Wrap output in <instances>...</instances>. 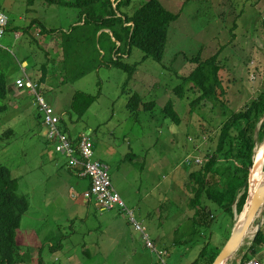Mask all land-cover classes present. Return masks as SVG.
<instances>
[{
  "label": "rangeland",
  "instance_id": "obj_1",
  "mask_svg": "<svg viewBox=\"0 0 264 264\" xmlns=\"http://www.w3.org/2000/svg\"><path fill=\"white\" fill-rule=\"evenodd\" d=\"M58 1L70 5L0 0L10 20L1 45L9 46L15 61L22 54L29 60L36 56L29 74L35 69L39 77L55 83L54 92L49 86L40 90L43 97L52 102L72 138L91 133L96 160L109 167L114 188L141 229L124 211L105 212L95 202H86L90 180L73 171L68 158L48 142L35 96L18 101L17 109L10 97L9 112L0 116V165L19 180V193L30 204L18 232L20 254L30 250L28 264H40L41 257L44 264H194L203 251L210 258L219 256L247 209L238 214L235 205L231 219L212 205L211 229L193 231L195 211L189 207L193 194L188 185L190 173L202 166L195 160L205 164L207 154L217 148L226 118L209 103L192 111L198 93L187 91L180 99L174 90L196 67L194 58L206 60L220 52L229 112L244 110L255 100L264 90V0H159L179 15L171 26L163 63L145 60V54L134 49L125 59L127 64H139L131 79L127 72L110 67L106 58L102 66L74 83L61 62L50 60L40 47L32 26L40 20L39 32L46 27L57 31L58 38L70 30L81 11L73 5L77 0ZM144 3L133 0L120 12L133 16ZM16 31L21 33L19 41ZM51 56L56 58L52 52ZM11 63L9 90L12 78L21 74L17 63ZM79 91L101 94L84 117L73 111ZM135 94L155 107L147 111L140 107L132 114L128 105ZM169 102L179 113V124L164 111ZM9 130L15 134L5 135ZM261 227L264 231V224ZM248 241L232 264L243 261L254 240Z\"/></svg>",
  "mask_w": 264,
  "mask_h": 264
},
{
  "label": "trees",
  "instance_id": "obj_2",
  "mask_svg": "<svg viewBox=\"0 0 264 264\" xmlns=\"http://www.w3.org/2000/svg\"><path fill=\"white\" fill-rule=\"evenodd\" d=\"M30 1L34 3V0ZM47 1L52 5H70L58 0ZM132 1L77 0L73 4L80 8L84 25L68 33L63 31L60 35L63 56L61 65L73 83L102 66L106 58L110 59V67L127 72L131 79L139 64H127L125 59L132 55L134 49L141 50L145 60L153 59L163 63L170 29L179 20V15L166 9L159 0H145L133 16L122 14L120 7L131 5ZM0 13H3L1 4ZM45 33L50 35L57 31L46 29ZM9 53L0 47V116L10 110L11 61L17 63ZM219 57L220 52L206 60L200 56L194 58L196 67L182 78L181 85L174 90V95L180 99H185L187 91L198 93V98L192 102V111L209 103L213 111L221 109L226 118L219 130L217 148L207 154V162L200 168L197 166V170L189 176L188 189L193 194L189 207L195 211L193 231H196V227L211 229L215 221L212 205L231 219L235 216V205L238 214L244 211L249 197L247 184L254 168L256 146L264 142V90L244 110L229 112L224 101L226 91L221 78ZM100 95L77 92L73 111L79 117H84ZM140 107L147 111L154 108L155 104L144 103L143 98L135 94L128 109L136 115ZM164 111L177 124L181 122L173 102H169ZM61 124H64L63 119ZM14 134L13 130H9L5 135ZM19 190V180L13 177L9 168L0 165V264L30 262V250L28 254L21 255L17 244L23 217L30 209L29 200ZM263 249L264 231L261 230L244 252L243 258L251 259ZM217 257L210 258L203 251L194 264H213ZM40 264H44L42 257Z\"/></svg>",
  "mask_w": 264,
  "mask_h": 264
},
{
  "label": "built area",
  "instance_id": "obj_3",
  "mask_svg": "<svg viewBox=\"0 0 264 264\" xmlns=\"http://www.w3.org/2000/svg\"><path fill=\"white\" fill-rule=\"evenodd\" d=\"M10 20L5 13H0V47L3 38L7 33ZM16 87L27 90L35 96L36 107L42 116L45 135L48 142L54 145L58 154L65 156L70 161V166L80 177L88 178L91 181V188L85 194L87 203L95 202L102 211H124L130 222L138 229L140 224L135 219L134 213L130 211L123 201L119 192L114 188L109 167L95 158V145L91 133L83 134L73 139L62 127L61 117L51 107L36 83L24 73L23 77L16 80ZM205 160L197 159V165H204ZM191 164V162H189ZM239 264H264V259L252 257L244 259Z\"/></svg>",
  "mask_w": 264,
  "mask_h": 264
},
{
  "label": "crops",
  "instance_id": "obj_4",
  "mask_svg": "<svg viewBox=\"0 0 264 264\" xmlns=\"http://www.w3.org/2000/svg\"><path fill=\"white\" fill-rule=\"evenodd\" d=\"M46 4H45V6L46 5H52V4H50L47 0H46ZM34 4V3H33ZM33 4H31V6L33 5ZM84 19H82V17H81V15H80V13H79V19H78V21H73V25H72V27H71V29L70 30H68L67 32H65V33H68V32H70L73 28H75V27H82L83 25H84ZM43 25V23H42V21H40V20H36L34 23H32V26L34 27V28H36L37 29V33H38V37H37V42H38V44L40 45V47L44 50V51H46L47 52V54L49 55V59L50 60H53V59H56V60H58L59 61V63L60 62H62V60H63V56H62V45H61V39H60V36H59V38L56 36L57 34H50V35H47L46 33H45V30L47 29V30H52V29H48V28H46V27H43V31L41 32H39V30H38V28H41V26ZM8 32H9V30H8ZM20 37H21V33L20 32H18V31H16V41H19L20 40ZM2 49H4V50H6V51H8V52H10L11 53V51L9 50V46H3L2 47ZM51 52L53 53V54H56V58H53L52 56H51ZM29 55H25V54H22V56H20L19 55V59H16V62H17V64H18V68L19 69H21V74L19 75V76H16L15 78H12V82L10 83V97H12L13 98V103H15V106H16V103L18 104V101H22V100H26V98H28V96H32L30 93H29V91H27V90H21V89H19V88H17L16 87V80H18V79H20V78H22L23 77V75H24V73H26V75L30 78V80L32 81V82H34V83H36L37 85H38V87H39V90H41L43 87H45V86H49L47 89L48 90H50V92L51 91H53L54 92V88H52V86H54L55 85V83L51 80V79H49L48 77H44L43 78V76H41V77H39L38 75H37V72H36V70L35 69H33V71H32V73L35 75H33V74H29V71H28V69L32 66V67H35L36 66V61L35 60H37L36 59V56L35 57H31V59L29 60ZM32 77H35V79L33 80V78ZM47 78V79H46ZM45 82V83H44ZM41 92V91H40ZM44 95V94H43ZM45 96V95H44ZM47 100V99H46ZM11 102V103H12ZM49 102V103H48ZM47 103L52 107L53 105H52V102L50 101V100H48L47 101ZM11 107H12V105H11ZM13 108V107H12ZM54 108V107H53ZM14 109H17V106L14 108ZM55 110V109H54ZM56 111V110H55ZM57 113V112H56ZM39 119H40V122H41V125H43V120H42V116L39 114ZM62 119V118H61ZM90 133V132H89ZM69 135H70V133H68ZM83 134H85V133H82V134H79V135H77L75 138H73V139H77V138H79V137H81ZM90 188H91V181H90V183H89V185H88V188H87V191L86 192H88L89 190H90ZM262 256L263 257V259H264V249H263V251H261L260 253H259V256Z\"/></svg>",
  "mask_w": 264,
  "mask_h": 264
},
{
  "label": "water",
  "instance_id": "obj_5",
  "mask_svg": "<svg viewBox=\"0 0 264 264\" xmlns=\"http://www.w3.org/2000/svg\"><path fill=\"white\" fill-rule=\"evenodd\" d=\"M257 167H258V165L254 161V169H256ZM254 169H253V171H254ZM252 176H253V172L250 175V178H249V181L247 184L248 189H249V197H248L247 204H246L243 212L246 211V209H247L246 207L248 206L249 200L252 198L251 197V191H252L253 182H255V180L253 179ZM258 189H259V192L255 198L253 205L250 208V211L248 212V215H247L245 221H243L239 225L235 226L227 245L225 246L223 251L219 254V256L217 257V259L215 260V262L213 264H225L237 252H239L241 250V248L244 246L245 241L248 239L249 228H250L251 224L253 223L255 216H256L257 212L259 211L261 205L264 202V186H263V188L258 187ZM260 224L262 226L264 224V222L260 221ZM261 228L262 227H260L257 234L255 235L254 240L257 237V235L259 234V232L261 231Z\"/></svg>",
  "mask_w": 264,
  "mask_h": 264
},
{
  "label": "bare ground",
  "instance_id": "obj_6",
  "mask_svg": "<svg viewBox=\"0 0 264 264\" xmlns=\"http://www.w3.org/2000/svg\"><path fill=\"white\" fill-rule=\"evenodd\" d=\"M254 161L258 165V167L256 169H254L253 176H252L253 179L255 180V182H253L252 191H251V197L252 198L249 200L246 213H244V214L242 213L243 216L240 215V217H238L236 225H239L240 223L245 221V219H246L245 217H247L248 212L250 211V208L253 205L255 198L259 192L258 187L263 188V186H264V169H263V167H264V143L259 144L258 147H256V155H255ZM260 221L264 222V202L261 205L259 211L257 212V214L255 216L253 223L251 224V226L249 228L248 238H249L250 242L254 240L255 235L257 234L258 230L261 227ZM238 253H240V251L237 252L225 264H232V262L236 259Z\"/></svg>",
  "mask_w": 264,
  "mask_h": 264
},
{
  "label": "clouds",
  "instance_id": "obj_7",
  "mask_svg": "<svg viewBox=\"0 0 264 264\" xmlns=\"http://www.w3.org/2000/svg\"><path fill=\"white\" fill-rule=\"evenodd\" d=\"M2 48V47H1Z\"/></svg>",
  "mask_w": 264,
  "mask_h": 264
}]
</instances>
